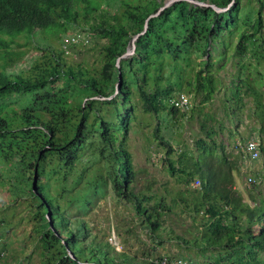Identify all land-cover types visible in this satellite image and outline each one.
<instances>
[{
  "label": "trees",
  "instance_id": "16d2710c",
  "mask_svg": "<svg viewBox=\"0 0 264 264\" xmlns=\"http://www.w3.org/2000/svg\"><path fill=\"white\" fill-rule=\"evenodd\" d=\"M195 1L211 6L177 0L159 13L165 0H0V194L35 208L30 213L39 222L41 264H163L162 258L140 260L117 252L93 235L82 217L71 218L62 200L76 199L85 211L111 186L161 240L166 218L179 202L186 203L185 193L171 204L155 194L150 207L148 196L134 193L133 159L124 145L134 100L160 120L182 118L171 100L187 90L199 104L210 103L224 85L217 72L234 57L239 58V87L256 99L261 96L249 67L264 65V0ZM111 5L114 12L106 10ZM71 28L89 31L97 43L105 41L98 70L85 62L67 63L64 40L73 35L67 34ZM137 36L135 52L123 58ZM20 41L38 53L50 51L57 65L49 74L25 77L17 64L22 52H10ZM231 49L236 54L229 57ZM259 75L263 80L264 73ZM201 126L208 138L215 134L206 122ZM160 138L168 148L170 175L192 196L193 220L205 215L201 234L173 239L209 253L207 264H264V213L244 203L234 189L242 159L232 160L215 140L200 139L194 156ZM86 172L97 176L87 182L91 199L79 201L71 193L82 187ZM99 172H107L108 180ZM195 181L199 190H191ZM254 190L247 188L251 199ZM5 216L0 210V227L7 224ZM2 237L0 232V264L6 250Z\"/></svg>",
  "mask_w": 264,
  "mask_h": 264
},
{
  "label": "rangeland",
  "instance_id": "374dc122",
  "mask_svg": "<svg viewBox=\"0 0 264 264\" xmlns=\"http://www.w3.org/2000/svg\"><path fill=\"white\" fill-rule=\"evenodd\" d=\"M170 1L165 0L163 6L168 5ZM106 10L114 12L115 8L111 5L107 6ZM67 34H80L89 38L87 46L68 49L67 63L85 62L91 70H98L101 66L100 49L105 41L97 43L92 38L90 40L88 35L90 32L84 29L71 28ZM230 40L229 37L228 41ZM61 43H58L57 47L60 48ZM23 44L24 41H20L10 52L13 54L22 52L17 64L20 68H24L25 77L35 79L41 74H49V71L57 65L56 56L50 51L44 54L38 53L35 48ZM131 48L132 45L129 49ZM235 54L234 49L228 52L229 57ZM32 57H35L33 62L30 60ZM236 61L239 62L238 57H234L224 69L217 72L223 79L224 85L218 89L210 103L199 104V100H195L187 90L181 92V95L185 94L190 101L188 110H180L182 118L170 117L160 120L137 99L134 100L136 104L134 120L131 123L129 135L124 141L126 149L132 155L136 174L134 193L143 192L148 196L150 202L145 203L148 207L155 204L156 198L154 197L153 200L155 194L165 197L166 203L171 204L174 197L185 193L186 203L179 202L180 204L173 209L174 213L166 218L164 227L167 232L163 233L161 240L151 236L150 230L137 216L132 202L118 198L111 186L105 189L104 194L94 199L85 211L78 207L76 199L71 200L67 197L65 201L62 200L63 203L67 202L66 209L71 218L82 217L89 224L93 235L100 240H107L117 252H124L140 260L162 258L163 264L168 262L174 264L178 260L188 261L189 264H207L206 256H209V253L200 254V251L192 248V245L186 246L173 239L175 235L193 239L201 234L203 231L201 221L205 215L201 213L196 220H193L191 216L193 212L190 213L188 207L192 204V196L186 191L187 187L184 184H179L170 175L166 161L168 148L163 145L160 136L168 140L179 153L190 152L194 156L198 155L200 139H206L210 144L215 140L218 144L226 146L232 160L237 157L242 159L239 160V171L234 173V189L241 193L244 203L252 208H259L260 212L264 213V152L262 151L264 147V78L262 80L259 75L260 72L264 73V65L259 67L253 63V66L249 67V73H251L249 78L255 80L252 84L261 92V96L256 99L246 90L247 88L238 89L239 66L235 64ZM231 81L235 84L230 85ZM232 92L238 95L233 96ZM257 100H259L258 103ZM204 122L208 124V130L210 128L215 131L223 128L226 134L221 135L225 139H222L219 134L217 136L213 134L211 138H208L202 131L201 125ZM230 131L242 141L237 142L238 139L230 143L231 138L228 136ZM252 139L260 145L261 154L258 159H249L248 156L240 153V147L244 148V144ZM99 174L108 180L107 172H99ZM95 176L97 172H86L82 187L75 189L71 195L76 196L80 199L79 201L86 196L91 199L87 182ZM250 177L256 180L255 183L248 182ZM191 187V190H199L200 183L192 182ZM2 188L4 187L0 186V189ZM247 188H256L253 191L254 199H251ZM0 210L6 215L4 219L7 221V224L0 227L3 235L1 243L6 246L2 264H18L19 261L22 264H41L36 233L39 222L35 214L30 213L34 212L35 208L29 204L12 201L9 195L0 194Z\"/></svg>",
  "mask_w": 264,
  "mask_h": 264
},
{
  "label": "built area",
  "instance_id": "2783aa9c",
  "mask_svg": "<svg viewBox=\"0 0 264 264\" xmlns=\"http://www.w3.org/2000/svg\"><path fill=\"white\" fill-rule=\"evenodd\" d=\"M79 44H87L86 38L80 34L70 35L64 40V48L66 49L67 53L69 48H71L73 45ZM171 104L179 110H188L190 108L189 98L185 94L181 95V93H179L174 97V99L171 100ZM240 149L246 156H248L249 159H258L261 154L260 145L254 139L246 142L244 144V148L240 147ZM255 181L256 180L253 177H250L248 180L250 184L255 183ZM175 262L176 263L174 264H189L185 260H178Z\"/></svg>",
  "mask_w": 264,
  "mask_h": 264
},
{
  "label": "water",
  "instance_id": "95a60500",
  "mask_svg": "<svg viewBox=\"0 0 264 264\" xmlns=\"http://www.w3.org/2000/svg\"><path fill=\"white\" fill-rule=\"evenodd\" d=\"M175 1H177V0H171L169 3H168V5L166 4L165 6H162L161 7V9H160V11H159V13L161 12V11H163L166 7H168L169 5H171L173 2H175ZM189 2H191V3H193V4H195V5H199V6H207V7H209V6H211V5H208V4H204V3H201V2H199V1H195V0H188ZM214 9L216 10V11H218V12H222V11H224L223 9H219V8H217V7H214ZM156 15H158V14H156ZM156 15H153V16H156ZM147 28V27H146ZM137 38H138V36L133 40V45H132V48L131 49H128V51L125 53V55L123 56V58H125V57H127V56H130V55H132L134 52H135V49H136V45H135V41L137 40ZM121 81H122V76H121V74H119V84H121ZM36 183H37V175L35 174V182H34V184L36 185ZM37 194V193H36ZM49 219H51V214L49 213Z\"/></svg>",
  "mask_w": 264,
  "mask_h": 264
},
{
  "label": "crops",
  "instance_id": "0c3cea01",
  "mask_svg": "<svg viewBox=\"0 0 264 264\" xmlns=\"http://www.w3.org/2000/svg\"><path fill=\"white\" fill-rule=\"evenodd\" d=\"M238 89L240 90V87H238ZM230 100V99H229ZM214 131V130H213ZM215 132V135L214 136H217V134H219V136H221V138L222 139H225L221 134H226V133H224V131H223V128L222 129H217V130H215L214 131ZM233 134V132L232 131H230V135H228L230 138H231V141H230V143H233L235 140H238L237 142H239L240 140L242 141V139H240V138H238L237 136H236V134L234 135H232ZM229 143V144H230Z\"/></svg>",
  "mask_w": 264,
  "mask_h": 264
}]
</instances>
